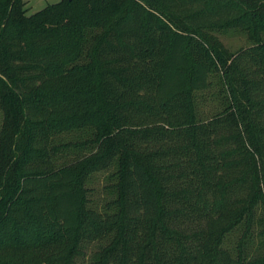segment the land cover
I'll return each instance as SVG.
<instances>
[{"label":"trees","instance_id":"obj_1","mask_svg":"<svg viewBox=\"0 0 264 264\" xmlns=\"http://www.w3.org/2000/svg\"><path fill=\"white\" fill-rule=\"evenodd\" d=\"M25 4L0 0V264H264V0Z\"/></svg>","mask_w":264,"mask_h":264},{"label":"rangeland","instance_id":"obj_2","mask_svg":"<svg viewBox=\"0 0 264 264\" xmlns=\"http://www.w3.org/2000/svg\"><path fill=\"white\" fill-rule=\"evenodd\" d=\"M58 0H26V12L32 13L43 6H45L47 3L55 2ZM224 42L232 47L235 48L243 43L244 39L242 36L239 35H223L222 36ZM108 170H101L97 171L92 174L88 181V185L91 188L90 190V198L91 203L95 205V207L100 208L101 205L109 198L113 196V193L111 192L108 185Z\"/></svg>","mask_w":264,"mask_h":264}]
</instances>
